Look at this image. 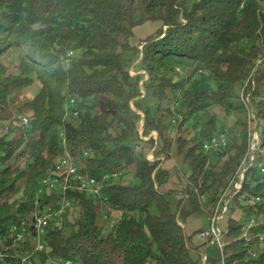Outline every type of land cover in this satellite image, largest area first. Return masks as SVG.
Returning <instances> with one entry per match:
<instances>
[{
	"label": "trees",
	"instance_id": "16d2710c",
	"mask_svg": "<svg viewBox=\"0 0 264 264\" xmlns=\"http://www.w3.org/2000/svg\"><path fill=\"white\" fill-rule=\"evenodd\" d=\"M151 21L162 27L133 46ZM126 52L145 75L124 67ZM70 99L77 118L65 116ZM251 110L261 151L230 206L226 246L209 255L194 240L208 226L187 228L237 180ZM220 133L227 146L206 152ZM68 154L100 190L66 191L72 210L51 222L33 264H264V204L242 202L264 197V0H0V237ZM172 158L191 170L180 189L167 188Z\"/></svg>",
	"mask_w": 264,
	"mask_h": 264
},
{
	"label": "built area",
	"instance_id": "2783aa9c",
	"mask_svg": "<svg viewBox=\"0 0 264 264\" xmlns=\"http://www.w3.org/2000/svg\"><path fill=\"white\" fill-rule=\"evenodd\" d=\"M71 116L70 118H77L79 112L75 106L73 99H70ZM28 121L22 119V124L26 125ZM257 118H253L252 124L249 126V147L245 158L242 160L241 165L237 171V180L229 185L225 190L219 205L214 209V212L209 217V226L202 230L198 237L199 241L208 244L209 246H216L223 252L226 243L225 236L228 233L227 215L234 197L241 191L243 182L247 171L252 168L256 163L258 151V137H257ZM228 144L227 135L220 133L216 135L211 142L205 145L206 152L211 149H220L226 147ZM261 172L264 174V164L261 166ZM109 176H105L103 181L108 180ZM70 188H75L79 191H87L93 194L98 193L100 186L94 179L86 178L78 173L77 168L72 164L70 155L68 154V161L65 163L56 164L51 174L39 181L37 187L36 201L37 214H36V227L34 228L35 248H28V242L25 241V221L23 217L18 223L11 222L4 236L0 237V264H8L6 259L13 258L17 264H33V257L40 252L48 251L44 242L45 236L51 222L62 219L72 210V204L65 197L66 191ZM54 198L53 209L45 201H41L40 197ZM60 196V197H59ZM59 197V198H58ZM242 202L245 205H262L264 204V197L262 196H246ZM264 223V219L262 220ZM256 225L255 219L247 226V232L244 238L248 241L252 240L249 230ZM259 239L261 247H264V235L259 233L256 235ZM24 249V258H15V250ZM253 257L258 256V252H254ZM203 264H207V256H203ZM52 264V261L48 262ZM54 264H73L72 261L54 262ZM220 264H225L224 258Z\"/></svg>",
	"mask_w": 264,
	"mask_h": 264
},
{
	"label": "rangeland",
	"instance_id": "374dc122",
	"mask_svg": "<svg viewBox=\"0 0 264 264\" xmlns=\"http://www.w3.org/2000/svg\"><path fill=\"white\" fill-rule=\"evenodd\" d=\"M162 27V24L160 22L157 21H151L148 22L142 26H138L135 28L134 30V37L131 39V43L133 46H138L140 43H142L144 40H146L149 36H151L152 34H154L158 29H160ZM130 52H126L124 54V67L126 69H130L131 75H136L137 73H141L144 74V72H139L141 65L138 63L139 61H134L131 57ZM13 64H15V62H11V69L12 71H14L13 69ZM41 90V86L39 84V82H36L33 86H31L30 88H28L25 93L27 96L29 97H34L36 96ZM143 94H145V92L143 91ZM149 100H151V98H149ZM228 122V121H227ZM141 128V127H140ZM154 137H157L156 133L153 134ZM148 159L149 160H154V156H153V152H149L148 154ZM165 167L168 169L172 170V177H171V183L167 186V188H171V189H180L183 185V183L188 181V178L191 174V170L188 166H184L183 168L180 167L179 165V160L172 158L171 160H169L166 164ZM236 216L239 217V219L241 221H247V219L245 218V214H243L240 211L236 212ZM197 221V222H195ZM194 224V225H193ZM204 226L207 227L209 226V217L208 214H204L201 215L199 217H197L196 219H193L192 222L189 224L188 226V232H194L195 230L199 229L200 226ZM198 235L195 236L194 240L195 242H198ZM215 247H209L208 248V253L209 255H213V253L215 252ZM49 264V263H46Z\"/></svg>",
	"mask_w": 264,
	"mask_h": 264
},
{
	"label": "bare ground",
	"instance_id": "6f19581e",
	"mask_svg": "<svg viewBox=\"0 0 264 264\" xmlns=\"http://www.w3.org/2000/svg\"><path fill=\"white\" fill-rule=\"evenodd\" d=\"M73 102H75L74 99ZM75 106L77 107L76 102H75ZM65 116L66 117L71 116L70 101L65 105ZM253 118H257V117L255 112L251 110L248 121L249 126L252 124ZM257 124H258L257 137L259 139L258 151H261L260 150L262 144L261 135H260L261 125L258 119H257ZM67 161H68V155L62 158L58 163H65ZM43 179H41L40 181H42ZM36 214H37V204L35 203V210H33L27 217L26 216L23 217V221H25V228H26L25 241L28 242V248H35V241H33V238H34V228L36 227ZM15 258H24V249L15 250Z\"/></svg>",
	"mask_w": 264,
	"mask_h": 264
},
{
	"label": "water",
	"instance_id": "95a60500",
	"mask_svg": "<svg viewBox=\"0 0 264 264\" xmlns=\"http://www.w3.org/2000/svg\"><path fill=\"white\" fill-rule=\"evenodd\" d=\"M144 121H145V117H144V119H143V121H142V128H143V126H144ZM153 136V135H152Z\"/></svg>",
	"mask_w": 264,
	"mask_h": 264
},
{
	"label": "crops",
	"instance_id": "0c3cea01",
	"mask_svg": "<svg viewBox=\"0 0 264 264\" xmlns=\"http://www.w3.org/2000/svg\"><path fill=\"white\" fill-rule=\"evenodd\" d=\"M197 222V221H196ZM194 225V224H193Z\"/></svg>",
	"mask_w": 264,
	"mask_h": 264
}]
</instances>
